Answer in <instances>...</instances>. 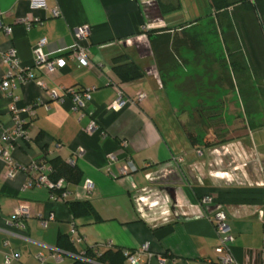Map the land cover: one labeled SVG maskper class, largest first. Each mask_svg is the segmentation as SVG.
<instances>
[{
	"label": "crops",
	"instance_id": "obj_1",
	"mask_svg": "<svg viewBox=\"0 0 264 264\" xmlns=\"http://www.w3.org/2000/svg\"><path fill=\"white\" fill-rule=\"evenodd\" d=\"M46 4V10H33L28 0H0V18L12 28L10 34L0 30V82L9 72L2 60L4 52L14 49L22 66L33 67V50L41 39H47V55L66 56L74 45V30L87 26L90 37L79 44L89 47L93 69L67 59L66 66L52 75L37 69L33 73L62 97L68 88L92 89V101L76 111L70 97L52 100L36 82L18 84L15 102L0 91V138L4 130L13 128L14 104L20 110L32 108L35 116H25L30 142L12 151L14 160L28 166L45 155L48 161L58 157L76 166L82 178L77 185L65 182L68 197L60 201L46 187H28L30 177L25 172L6 178V165L0 159V264L11 253L21 256L11 264H73L88 247L97 246L104 253L110 244L113 250L127 251L149 244L153 257L141 255L139 264H219L216 249L221 241L211 217L214 206L200 204L206 195L228 214L236 263L264 264L262 168L259 178L242 181L226 180L219 169L203 171L206 163L199 157L219 150L191 142L172 99L177 94L169 77L179 78L180 71L191 72L181 75V84L189 80L194 87L209 86L215 79V51L199 44V39L212 38L213 0H46ZM57 7L62 16L54 18L52 10ZM181 42L191 46L185 57L192 61L170 66L167 56L177 58L176 46ZM179 51L184 56V47ZM120 57L137 64L144 77L123 81L114 70ZM119 92L126 101L140 92L147 97L112 111ZM91 123L97 127L93 133L87 131ZM262 138V134L252 138L260 151ZM123 141L127 148H122ZM57 144L62 148L57 149ZM111 154L116 161L110 160ZM181 156L184 161L179 163L176 159ZM128 158L138 166V173H121ZM87 179L95 184L90 195L83 189ZM75 201H88L94 212L74 218L69 202ZM23 205L30 208L31 217L19 228L13 216ZM51 214L54 219L43 227L40 216ZM73 227L82 241L72 245V252L64 248L67 244L61 237L72 242ZM40 254L42 259L37 258Z\"/></svg>",
	"mask_w": 264,
	"mask_h": 264
},
{
	"label": "rangeland",
	"instance_id": "obj_2",
	"mask_svg": "<svg viewBox=\"0 0 264 264\" xmlns=\"http://www.w3.org/2000/svg\"><path fill=\"white\" fill-rule=\"evenodd\" d=\"M215 1L230 7L219 11L214 8L212 38L208 42L199 39L200 45L206 43L215 51V79L209 86L194 87L189 80L181 84V75L186 77L191 72L180 71L179 78L169 77L171 89L177 94L172 99L176 100L191 142L219 150L199 157L206 163L203 171L205 167L219 169L226 180L259 178V170L264 168V147L261 151L256 149L252 138L262 134L264 142V34L255 14L246 9L245 0ZM180 44L176 46L177 58L174 55L165 58L170 66L176 61L178 65L192 61L189 55L185 57L189 45ZM179 47H184V56ZM205 96L210 97L209 101L200 102ZM209 163L211 167L207 166Z\"/></svg>",
	"mask_w": 264,
	"mask_h": 264
},
{
	"label": "built area",
	"instance_id": "obj_3",
	"mask_svg": "<svg viewBox=\"0 0 264 264\" xmlns=\"http://www.w3.org/2000/svg\"><path fill=\"white\" fill-rule=\"evenodd\" d=\"M31 4L33 10H46L47 4L46 0H28ZM52 16L54 18H59L62 16L61 10L57 7L52 10ZM0 30H4L7 34H10L12 28L6 26L2 18H0ZM74 45L70 48L66 56L50 57L44 51L47 45V39H41L37 46L33 50L34 65L33 67H25L21 65L18 55L14 49L8 50L2 54L3 63L9 67V72L6 77L0 82V91L6 92L7 96L12 98L14 102L16 101L13 96V91L17 88L18 84H25L27 82H36V84L46 91L50 98L55 101H62L64 97H70L74 109L76 111L84 110L87 104L92 101V89L77 90L75 88H68L65 90V96L62 97L57 90L50 89L45 81L37 80L33 70L37 69L44 72L47 75H52L56 73L59 69L63 68L67 64V59L78 61L84 68L93 69L95 66L90 60V49L89 47H82L79 42L86 40L90 37V29L87 26L77 28L73 32ZM147 95L140 92L136 95L134 99L126 101L123 99V93H118V98L111 104L110 110L120 111L127 102L140 103L146 99ZM13 128L4 130L0 138V159L4 160L6 165V178H13L17 172H25L29 175L28 187L30 186H43L51 191L52 197L60 201H65L68 197V193L62 191L61 193H55L54 191L60 190L65 187V181L59 180L58 182H53L49 175L53 171L52 166L46 163L42 159H34L28 166H22L18 164L12 155V151L17 148L21 143L30 142V135L28 131V122L25 116L33 118L35 112L32 108L25 110H20L15 104L11 107ZM97 130L96 124L91 123L87 129L88 132L93 133ZM122 148H127L128 143L126 141L122 142ZM57 149H61L62 145L57 144ZM112 162L116 161V156L111 154L109 156ZM179 163L184 161V156L176 159ZM139 172L138 166L131 160L127 159L121 169L123 175H133ZM261 175L264 178V168L261 169ZM83 189L87 194H93L95 191V184L92 180L87 179L83 183ZM200 204L204 208L213 207L212 219L215 223L216 230L220 236L221 244L216 249V253L219 255V264H238L236 263L234 256L230 250V244L233 242L234 238L232 236L231 227L228 223V214L224 208L216 204L214 198L211 195L203 196L200 200ZM264 216V213H261ZM14 222L17 227L24 228L23 222L31 217V211L28 206H20L16 208L14 212ZM41 223L43 227L47 226L48 221L54 219V215L49 217L40 216ZM77 230L75 227L72 228V243L74 245L79 244L82 238L76 236ZM111 244L109 245V247ZM149 244H144L140 249L133 251V253L127 252L129 264H139V258L141 255L147 254L149 258L153 257V254L148 252ZM58 257H61L59 253H55ZM19 253H11L5 255V264H11L14 261L20 260ZM42 255H38V259H42ZM76 258L89 261L84 257V251L79 253ZM161 262H165L164 258L160 257Z\"/></svg>",
	"mask_w": 264,
	"mask_h": 264
},
{
	"label": "trees",
	"instance_id": "obj_4",
	"mask_svg": "<svg viewBox=\"0 0 264 264\" xmlns=\"http://www.w3.org/2000/svg\"><path fill=\"white\" fill-rule=\"evenodd\" d=\"M213 2L217 11L230 7L229 4L222 6L217 4L215 0ZM245 2L246 9L255 14L259 27L264 34V0H245ZM114 70L125 82L134 81L144 77L143 70L137 64L133 62H124L121 57L115 59ZM44 150H47V148ZM39 159L45 160L46 163H49L52 166L53 171L50 173L49 177L53 182L56 183L62 179L68 184L77 185L80 183L82 178L81 171L71 163L65 162L58 157L48 161L46 155ZM65 190L66 187H63L54 192L61 193ZM69 209L74 218H79L94 212L93 207L88 201L69 202ZM61 240L63 243L67 244V246L64 245L65 249L72 252L74 251L72 246L73 243L69 241L68 237L62 236ZM127 252L133 253V251L122 249L113 250L112 246H110L106 252L100 253L97 246L88 247L84 251V257L89 261L76 258L73 264H126V261H128V256L126 255Z\"/></svg>",
	"mask_w": 264,
	"mask_h": 264
}]
</instances>
